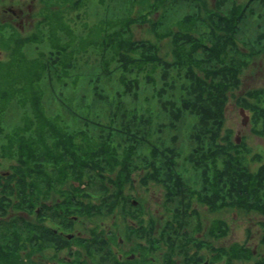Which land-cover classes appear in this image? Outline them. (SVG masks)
I'll return each instance as SVG.
<instances>
[{
	"label": "trees",
	"instance_id": "1",
	"mask_svg": "<svg viewBox=\"0 0 264 264\" xmlns=\"http://www.w3.org/2000/svg\"><path fill=\"white\" fill-rule=\"evenodd\" d=\"M91 1L39 0L32 32L0 20V116L15 103L22 111L7 131L0 121V264H36L48 235L94 259L121 238L139 261L202 264L190 244L230 235L243 216L260 224L254 243L247 226L243 240L206 252L213 264H264V158L226 126L234 104L264 138V85L242 89L248 71L264 74V0H131L123 17L96 22ZM69 83H84L82 108L65 100ZM48 94L56 105H45ZM151 189L163 221L143 207ZM85 220H98L89 236L75 232Z\"/></svg>",
	"mask_w": 264,
	"mask_h": 264
},
{
	"label": "rangeland",
	"instance_id": "2",
	"mask_svg": "<svg viewBox=\"0 0 264 264\" xmlns=\"http://www.w3.org/2000/svg\"><path fill=\"white\" fill-rule=\"evenodd\" d=\"M109 4V7L107 6L106 8H103V6L101 4L98 3V0H93L91 1V9H89V20L90 22H96L98 19H100L101 17H104V13L107 14V12H109V15L114 18L117 19L120 17H123L126 12H128V10H131L132 7V2L131 0H107V2ZM40 3L39 0H0V20L4 21L5 19H9L10 21L13 18H16L14 23L15 24H19V25H23L22 27V31L23 33L26 32H32L33 30V25L35 24V20L38 18L36 15H33V12L39 7ZM29 7L31 9H29ZM7 8L14 10V12L12 11H7ZM184 13V9L179 10L178 13L176 12L174 15L170 14V19H172V17L174 18H179L182 16V14ZM263 26H264V21L262 22ZM33 24V25H32ZM262 26V27H263ZM259 31H262L261 29L259 30H253L250 34L251 37H249V39L254 38L253 34L255 35L256 33H258ZM146 31L143 29H140L139 27L136 29V36L140 37L142 35H145ZM151 37L153 38V36L151 35ZM38 49H34V48H28L27 52L29 54L32 55H36ZM5 51L4 50H0V58H3L5 55ZM94 68V69H92ZM88 69L92 72H95L96 66L94 65H89ZM68 80V78H67ZM244 84H243V90L251 87V86H262L264 85V74L262 72H259V70H252L251 72L248 71L245 75H244ZM44 84V88H45V92L48 89V84L47 83H43ZM55 85H57L55 83ZM84 86L83 85L79 86V84L77 85H72L71 83H69V86H63V92H64V98L65 100H67L69 102V104L71 103L72 106L74 108H82V106H80L84 100H82L81 98V94H82V90L81 87ZM51 104H55V99L53 98V96H51L50 94L47 95V97L45 98V105L49 106ZM56 105V104H55ZM84 108V107H83ZM245 109V108H244ZM21 108L19 105L15 104H11V106L8 108V110L6 112H3L2 115L0 116V121H1V126L4 128V130H9L11 129L13 126H15L17 123L20 122V114H21ZM64 115L66 117V119L75 124L76 125V119L72 118L67 112L68 110H63ZM245 113L248 116V122L247 124H243V115L241 114V107L239 106H235L234 104L229 105L228 110H227V122H226V126L231 128L234 131V138H237L238 136L240 137V142L242 140L246 141V144L249 145L250 147H252L254 152H260L263 155L264 158V138L256 136L252 133L251 131V126L252 123L250 121V113L248 110L245 109ZM77 127V126H75ZM239 142V143H240ZM142 192V190H140ZM147 195L146 200L143 203V207H145L146 209L149 207H152V211L151 213L158 217L159 219L162 218V221L165 220L163 218V216L166 214V212L164 211V206L161 203H157L156 201L159 200V196L160 193L159 191H153V189L148 190L147 192H145ZM147 201V202H146ZM47 204L50 203L49 200H46ZM134 202L135 205L138 203L137 200H135ZM20 214L24 215V216H28L29 214L23 210L18 211ZM48 214H52L50 213L49 210H47ZM50 215L48 216H41V215H36V214H30L31 220L36 224V225H43V227H48L49 226H54L57 230L60 231V229L56 226L55 223H53V220L50 221V219L48 218ZM55 219V217H54ZM237 219H234L231 221V224H235V229H233V233H231L228 237H229V242L233 241V240H243L244 236H245V228L248 226L253 230L254 233V237L251 238V241H253V243L255 242V235L257 234V232L260 230V224H258V222H256L254 219H249L248 217H240ZM98 223L95 221H89V220H85L84 222L82 221H78L76 222V225L78 226V228H81V231H79V234H83L84 236H89L90 235V229L96 227V224ZM111 223V221H110ZM108 223H103L101 227H103L104 229L108 228ZM120 225V223H119ZM62 227V226H60ZM38 228V226H37ZM98 230H101V228L99 226H97ZM69 231V230H68ZM78 231V229L76 230ZM75 231V232H76ZM71 232V231H70ZM83 232V233H82ZM60 234V233H59ZM75 233H72V236H74ZM157 237L161 238L160 233L156 234ZM52 237V236H51ZM56 238V237H55ZM164 239V238H163ZM42 242H44L43 244V248L40 250H35L31 253V258L33 259V261L36 264H46V261L48 260V258L50 257L49 254L52 253L54 250L53 248H55L54 245H58V244H62V242H56V241H52L51 238L48 235L47 240H41ZM72 244H76V242L74 241ZM114 244V243H113ZM116 244V243H115ZM115 246V245H114ZM81 247V246H80ZM69 249V246L67 247ZM113 248V246L111 247V249ZM66 250V248H65ZM83 251V250H82ZM84 252V251H83ZM96 254V259L100 260V261H104L105 263L108 264L109 262V255L105 256L104 252L102 253L100 250H97L95 252ZM104 258L103 260L101 258ZM39 259V260H38Z\"/></svg>",
	"mask_w": 264,
	"mask_h": 264
},
{
	"label": "flooded vegetation",
	"instance_id": "3",
	"mask_svg": "<svg viewBox=\"0 0 264 264\" xmlns=\"http://www.w3.org/2000/svg\"><path fill=\"white\" fill-rule=\"evenodd\" d=\"M29 9H31L29 7ZM7 11H12L15 13L14 10H11L9 8H7ZM70 217H72L73 220H77V216L72 214L70 215ZM51 220H53V223H55L54 220V216H49L48 217ZM61 226H64V224H60ZM67 228V227H66ZM66 228H63L59 230H57L54 226H49V231L50 232H58L60 233L62 236L67 237L68 239H71L72 237H69V235H72L73 232L68 231ZM76 233L79 234V231H76ZM229 235H225L222 236L221 239H214L212 237H208L207 240H209V242L207 243L206 238H204V241H200V242H195V243H191L190 245L192 246V248L195 249H199L200 253L203 254L205 253V258L204 260L201 262L202 264H213L212 262V256H213V252L212 253H207L206 250L208 247V245H211L212 247H221V248H227L229 247ZM120 245L117 244H111L112 251H111V257L109 259L108 264H150L149 261V255L145 254L143 255V259L142 261H139V258L137 259L136 257H138L140 255V253L137 252H132L130 251V245L129 243L124 242L121 238H120ZM73 241L69 244L68 242H62V244H58V245H54L55 248H53V252L49 254V258L46 261V264H106L105 260L104 261H100L97 260L96 258L94 259L93 257H91L89 254L83 252V248L82 246L80 247L79 243L76 244H72ZM207 243V245H206ZM115 245V246H114ZM69 246V249L67 248ZM188 247H190L188 245ZM66 248V250H65ZM39 260V259H38ZM158 264H165V260H162V258L159 259ZM193 264H197V261L194 262ZM221 264H226V261L223 259Z\"/></svg>",
	"mask_w": 264,
	"mask_h": 264
},
{
	"label": "water",
	"instance_id": "4",
	"mask_svg": "<svg viewBox=\"0 0 264 264\" xmlns=\"http://www.w3.org/2000/svg\"><path fill=\"white\" fill-rule=\"evenodd\" d=\"M241 114L243 115V124H247L248 116L245 113V109L243 107H241ZM237 142H240V137L239 136L237 137ZM134 203H136V202H134ZM69 237H72V235H69Z\"/></svg>",
	"mask_w": 264,
	"mask_h": 264
}]
</instances>
